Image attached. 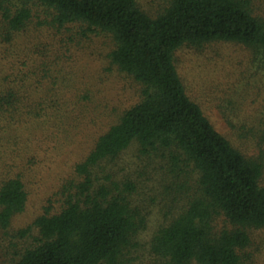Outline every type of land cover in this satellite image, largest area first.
<instances>
[{
	"label": "trees",
	"instance_id": "16d2710c",
	"mask_svg": "<svg viewBox=\"0 0 264 264\" xmlns=\"http://www.w3.org/2000/svg\"><path fill=\"white\" fill-rule=\"evenodd\" d=\"M264 0H164L152 14L137 0H0L1 58L29 25L78 26L114 43L111 65L139 85L122 111L73 166L43 213L15 232L28 237L13 264H124L143 226L132 205L134 183L102 175V163L132 143L140 156L162 152L177 176L197 173L186 207L151 236L156 264H258L264 254L263 163L245 157L186 95L173 54L184 45L227 41L253 49L264 63ZM12 56V57H11ZM19 89L0 74V130L21 115ZM10 135L9 132H5ZM264 144V128L260 132ZM20 173L0 178V229L22 212ZM35 231V232H34Z\"/></svg>",
	"mask_w": 264,
	"mask_h": 264
},
{
	"label": "rangeland",
	"instance_id": "374dc122",
	"mask_svg": "<svg viewBox=\"0 0 264 264\" xmlns=\"http://www.w3.org/2000/svg\"><path fill=\"white\" fill-rule=\"evenodd\" d=\"M137 1L152 14L164 0ZM257 13L264 15V4ZM113 45L109 35L76 25L56 29L32 24L13 41L16 58L2 59L6 46L0 43V74L19 89L21 113L8 126L1 123L0 178L20 173L27 196L23 211L0 229V264H13L30 241L15 232L43 213L48 201L53 209L59 206L54 194L73 175L74 164L138 101L139 85L108 59ZM173 58L186 95L214 129L245 157L263 163L264 186V144L259 139L264 128L262 58L227 41L184 45ZM101 166L102 175L134 183L130 199L144 221L124 264H156L149 251L151 236L186 207L197 173L188 168L177 176L165 154L140 156L135 143ZM258 264H264V254Z\"/></svg>",
	"mask_w": 264,
	"mask_h": 264
}]
</instances>
